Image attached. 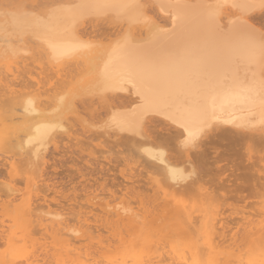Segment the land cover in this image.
I'll use <instances>...</instances> for the list:
<instances>
[{
    "label": "bare ground",
    "instance_id": "bare-ground-1",
    "mask_svg": "<svg viewBox=\"0 0 264 264\" xmlns=\"http://www.w3.org/2000/svg\"><path fill=\"white\" fill-rule=\"evenodd\" d=\"M260 3L261 0H50L42 10H38L39 12L18 3L20 6L13 5L15 8H0V56L1 59L4 57V60L18 55L21 58L23 55L20 56V54L30 53L26 47H28V41H32L37 47V52L45 56L50 64L52 62L60 64V61L72 57L80 58L82 62L84 58H89V61L91 58L97 59V62H94V65L91 63L89 67V69L92 68V71L90 70L92 74L88 73L91 76L89 75L90 78L85 82L88 89L92 93L109 92L119 98H126L127 101L120 102L119 100L118 103L109 104L110 107L107 106L109 109L104 114L106 116L103 117L104 119L102 118L103 120L98 121L99 128L97 126L96 128L107 127L111 133L114 131V133L124 135V138L127 136V140L129 139L128 141L133 144L131 146H135L133 147L134 153L155 171L154 174L156 173L158 177V188L170 203L173 200L178 201L182 187L191 188L195 183L199 184L200 177L198 178L197 173L187 160L184 163L172 162L166 157L165 150L162 149L163 146L158 145L163 143H152L147 139L146 127L150 122L158 120L168 128V132L173 130L175 136L172 138V134H170L171 139H174L175 144L173 145L185 156L200 148L202 141L211 132L220 131L226 135L229 133L230 135L232 133L244 134L255 137L254 140H258V136L264 138V103H262L260 93L261 80L264 79V75H262L264 74V62H261L259 58V48L253 47L251 43L254 38L258 44L260 37L264 35V26L261 29L251 22L253 15L257 16V13L264 10L260 7ZM233 4L238 6L232 7ZM162 5L163 7H161ZM248 5H253V7H248ZM147 6H151L154 10L150 11L151 7L146 10ZM156 16L158 17L156 18ZM93 20L96 22L99 20L108 21L115 25L114 30H117L113 33L114 37L111 32L113 38L110 39L108 45L106 44L103 51L97 52L98 56L96 52L95 54L90 53L93 46L85 38L81 28L87 21ZM142 25H145L144 28L139 29ZM19 61L21 62V60ZM22 63L24 65L23 61ZM59 64L56 63L54 67L58 68ZM12 70L10 67L7 68L10 75L13 73ZM57 71L59 72V70ZM2 88L4 87L2 86ZM90 90H88L89 93ZM4 91L8 90L4 89ZM58 96L57 101L55 100L56 104L54 102V106L52 105L53 107L49 110L37 105L34 95H25L17 107L24 120L23 129H20L23 136L21 135L20 139L17 137L13 146H8L9 143L4 144L3 142L4 145H7L6 148H3L5 147L3 145V149L10 148L12 150V147L15 148L12 155L17 156L22 151L30 154L31 159L28 160L31 162L26 161L29 165L31 164L33 169L34 165L43 166L44 160L50 154H54L48 153L49 155H47L46 153L55 138L60 137V141L62 140L61 135L72 138L62 114L67 109H71L68 108L71 105H68L71 99H65L66 94ZM64 99L67 101L65 102ZM185 128L191 131V137L188 136ZM102 129L105 130L103 132L108 131L105 128ZM115 136L117 135L115 134ZM152 144H157L158 147ZM19 158L17 156L14 159L19 160ZM185 163L188 166H185ZM39 164L43 165L39 166ZM38 169L40 168H36L37 171H39ZM236 190L238 193L246 191L240 190L239 186ZM15 191L14 189L12 194L6 196L8 199L12 196L11 203L19 199ZM237 195L242 197L241 194V196ZM26 196L18 206L23 214L21 216L25 217L27 223L37 222L36 225L44 226L45 230L49 227L55 231L51 228L54 227L57 231V227H59L58 231H64L63 233L67 237L65 240L67 248L65 249H68V245L73 244L79 238L77 235L83 225L78 227L79 230L74 225L71 227L69 220L63 219V214H60L59 211L54 214L48 209L43 215L36 214L40 210L39 206L35 205L34 198H32L31 204V200L26 199ZM243 197L242 199H246ZM141 206L140 210H143V214L150 213L145 206ZM41 207L45 209L44 205ZM107 213L110 214L109 217H117L122 221H129L131 217H136V214L128 215L127 210L119 207L118 204H115L113 210L111 212L108 210ZM22 217L19 216V219ZM215 217L212 219L210 228L202 229L199 246L194 243L189 234L184 233L182 248H171V258L173 257L172 259L178 261L179 264H187L189 259L192 260L191 264H199L202 260L199 259L202 257L206 259L204 261H207V264H222L220 260L225 261L228 257L234 256L233 248L237 247L238 249L240 242H248L253 229L248 224L241 237H238L239 232L235 233L231 238H228L230 243L226 244L228 242L227 236L225 237L227 227L220 224L221 229H219L217 225L222 219H218L220 221L216 222ZM88 219L83 222H87ZM192 219L194 218L192 217ZM73 221L75 220L73 219ZM45 230L42 229L43 232ZM140 230L143 231L142 228ZM140 230L138 228V231ZM162 230L160 228L157 234ZM3 233L5 232L3 231ZM258 233L260 230L253 234ZM118 236L121 237L120 232ZM27 239L24 241L31 242L30 238ZM116 241L114 242L116 243ZM118 243L121 242L118 240ZM107 244L109 245L108 242ZM159 244L162 246L161 243ZM26 247L24 248L26 249ZM96 248L105 249L107 247L105 245V248H99V246ZM163 248L162 250H164ZM25 249L23 253L26 252ZM175 254L176 256H174ZM19 255L21 256V254ZM244 255L245 253L241 254V256ZM21 258L23 259V257ZM262 258L264 259L263 256ZM230 261H227V264L231 263ZM146 262L147 260L144 263L146 264ZM121 263L123 264V261ZM172 264L174 263L172 262Z\"/></svg>",
    "mask_w": 264,
    "mask_h": 264
},
{
    "label": "rangeland",
    "instance_id": "rangeland-1",
    "mask_svg": "<svg viewBox=\"0 0 264 264\" xmlns=\"http://www.w3.org/2000/svg\"><path fill=\"white\" fill-rule=\"evenodd\" d=\"M48 1L50 0H0V8L8 9L9 7L11 9L15 8L13 5L18 7L19 4H23L25 7L27 5L28 9L32 8L31 10H33L34 8L35 11L37 10L36 12H39ZM151 9L153 8L151 7L150 11H152ZM150 11H148L149 14ZM259 14L253 15L251 22L254 23V26L262 29L264 10ZM144 26L142 25L139 29ZM81 28L85 38L93 46L90 50V53L93 52V54L100 53L106 48V44L108 45L110 39L114 37L113 33L116 30H114L115 25L104 20L87 21ZM28 43L26 48L30 50V53L20 54V56L23 55V57L21 56L23 60L18 57L19 55L17 57L20 59L11 57L7 59L8 61L4 60V57L1 59L0 56V149H2L0 150V264H122V261L123 264H145V260H147L146 264H172V262L179 264L178 261L172 259L173 257L171 258L170 249L182 248L184 233L189 234L194 243L199 246L202 229L210 228L215 216L216 222L218 219H222L218 220L220 221L217 225L219 229H221L220 224L227 227L225 230L227 240L238 232V237H241L248 224L253 229L248 242L238 243V249L234 247L232 250L235 255L228 257L225 261L220 260V263L227 264V261L230 260L234 262L230 261L231 263L228 262V264H262L264 262L262 258V256L264 257L263 136H258L259 139L254 140L255 137L244 134L232 133L230 135L229 133L226 135L220 131L211 132L202 141L200 148L185 156L173 145L175 144L174 139L170 137V134H172V138L175 136L173 130L168 132V128L158 120L150 122L146 127L147 139L152 143H163L158 145L163 146L162 149L165 150L166 157L172 162L184 163L187 160L197 173L198 178L200 177L199 180L197 179L200 181L199 184L195 183L191 188L182 187L178 201L173 200L169 203L168 198H165L158 188V177L156 173L154 174L155 171L138 158L134 153L133 147L135 146H131L133 144L128 141L129 139L127 140V136L124 138V135H119L114 131L112 134L107 127L103 126L102 128L108 131L103 132L105 130L102 128V131L98 129V121L106 116L104 114H106V110L108 111L109 104L118 103L119 100L125 102L127 99L119 98L109 92L92 93L88 89L85 82L92 74V68L89 69V67L91 63L94 65L97 59L92 56L94 59L91 58V60L95 61H89L87 57L88 59L84 58L82 62L80 58L72 57L63 60L64 63L63 61H60V64L56 62L60 65V68H57L54 67L55 62L48 63L47 58L37 52L34 42L28 41ZM14 63L16 64L14 65ZM19 63L21 64L19 65ZM9 67L11 70L13 69L12 75L7 72ZM2 76L7 78L2 79ZM86 88L90 90V93ZM4 89L8 91H4ZM9 90L11 91L9 92ZM31 94L34 95L37 105L49 110L54 106V102L56 104V99L61 94L68 96L65 99H71L68 105L72 106L68 107L71 108V111L67 109L66 113H62L72 138L62 135L61 141L60 137L55 138L46 153L47 155L54 154L46 157L44 165L41 164L43 166L34 165V169L31 164H28L31 162L28 160L31 159V156L29 157L30 154L27 152L23 153L22 151L23 156L21 153L17 154L18 158L21 157L19 161L14 159L17 156L12 155L15 148L12 147V150L10 148L3 149L7 146L4 145L5 143H9L8 146H13L16 138L20 139L23 134L20 129H23L24 120L17 107L25 95ZM107 106H109L108 109ZM260 138L262 139L260 140ZM3 145L5 147L2 148ZM152 145L156 146L157 144ZM184 165L188 166L186 163ZM36 168H40L39 171ZM33 186L35 187L33 188ZM235 186L246 191L238 193L239 189L237 191ZM14 189L19 199L11 203L12 196L9 199L6 196L12 194ZM237 194L246 197V199L238 197ZM25 195H27L26 199L31 200V204L32 198H34L35 205L39 206L40 210L36 214L43 215L48 209L54 214L59 211L60 214H63V219L69 220L71 227L74 225L75 228H78L83 225L77 235L80 240H75L73 244L71 243L72 246L70 244L68 249H65L67 248V245L65 246L67 237L64 235V231H60L61 233L58 231L59 227L55 225L58 228L57 231L56 228L51 227L55 229L52 231L49 227L45 230L44 226L36 225L37 222L27 223L25 217L21 216L23 215L22 211L18 208L21 201L25 199ZM236 196L241 200H235ZM36 200H38L37 203ZM137 201L139 203H136ZM115 204L125 208L130 216L136 214V217H131L129 221L109 217L110 214L107 211L111 212ZM177 204L178 206H176ZM43 205L45 209L41 207ZM141 205L145 206L150 213L143 214V210H140ZM19 216L22 218L19 219ZM85 219L88 221L83 222ZM20 222L21 224H19ZM216 222L214 221V223ZM21 225L24 226V228L21 227L22 231L19 230ZM147 227L149 228L147 229ZM138 228L139 230L142 228L143 231H138ZM160 228L163 230L157 234ZM218 228L217 230H219ZM28 229L32 231L30 232ZM259 230L260 233L253 234ZM119 232L121 237L118 236ZM27 238H30L31 242L24 241ZM27 240L29 241V239ZM113 240H117L116 243ZM118 240L121 242L120 244ZM228 243H230L229 240L226 244ZM96 246L105 249H98ZM23 248L25 253H23ZM244 253L245 255L241 256ZM147 258L153 259L151 261ZM124 260L128 262L125 263ZM199 260L202 261L199 264H207L203 257ZM191 261L189 259L187 264H191Z\"/></svg>",
    "mask_w": 264,
    "mask_h": 264
},
{
    "label": "snow or ice",
    "instance_id": "snow-or-ice-1",
    "mask_svg": "<svg viewBox=\"0 0 264 264\" xmlns=\"http://www.w3.org/2000/svg\"><path fill=\"white\" fill-rule=\"evenodd\" d=\"M237 6L238 5H236V4L232 5V7H237ZM105 7H108V6L105 5ZM161 7H163V5ZM248 7H253V5H248ZM260 7L264 8V0H261ZM251 43H252L253 47H258L259 48V58H260L261 62H264V35H262L260 37V41L258 42V44H257V42L255 41L254 38H252ZM262 75H264V74H262ZM260 93H261L262 103H264V79L261 80ZM185 131L188 133L189 137L192 136V133H191V131L189 129L185 128Z\"/></svg>",
    "mask_w": 264,
    "mask_h": 264
}]
</instances>
